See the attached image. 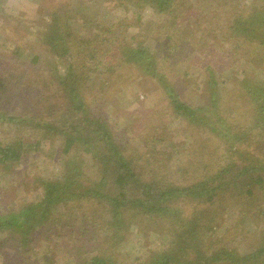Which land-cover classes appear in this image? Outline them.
<instances>
[{
	"label": "trees",
	"instance_id": "1",
	"mask_svg": "<svg viewBox=\"0 0 264 264\" xmlns=\"http://www.w3.org/2000/svg\"><path fill=\"white\" fill-rule=\"evenodd\" d=\"M45 1L50 8L37 37L48 54L62 58L65 74H35L38 55H33L23 77L0 78L7 86L3 92L11 96L38 95L32 114L20 119L7 115V124L21 122L40 130L33 142L24 137L0 141V172L14 169L33 152L48 155L45 144L58 147L52 160L60 163L61 173L27 176V189L17 201L0 189L1 264H264V224L258 220L264 217V83L246 71L241 78L229 75L234 98L226 101L217 93L215 73L223 61L232 70L241 60L264 71V0H213L219 22L206 33L203 25L213 16L201 15L203 25L197 18H184L190 1L118 0L123 11L127 5L149 6L170 20L168 43L158 39L152 47L125 41L123 32L131 25L126 17L96 32L74 33L77 22L91 26L90 17L62 12L53 0ZM172 49L205 53L198 105L180 95L181 78H168L185 75L180 72L184 53ZM175 57V70L166 71ZM145 75L164 88L170 105L166 114L182 123L178 129L161 122L138 129L115 127L107 112L116 107L109 90L117 80ZM136 116L127 114L130 122ZM182 148L188 158L176 168L175 181L170 162ZM28 189L34 190L32 197L25 193ZM228 208L249 212L255 243L233 246V238L245 232L243 223L217 231ZM132 224L138 231L148 226L166 233L170 242L127 263L118 247L131 236Z\"/></svg>",
	"mask_w": 264,
	"mask_h": 264
},
{
	"label": "rangeland",
	"instance_id": "2",
	"mask_svg": "<svg viewBox=\"0 0 264 264\" xmlns=\"http://www.w3.org/2000/svg\"><path fill=\"white\" fill-rule=\"evenodd\" d=\"M182 1L183 3L187 1L192 3L190 9H188V13L184 14V18H191L193 21L194 18H197L199 24L203 25L202 23L205 22V19L202 18L201 15L205 16L206 19L213 16V18H211V20H213L212 22H206L205 25H203L204 33H206V31L209 32L212 25L216 26L219 22V13L215 10L216 5L213 3V0H198L196 3H193L194 0ZM249 1L250 0H241L243 3H248ZM52 3L55 9H60L62 12L70 10V14H76L78 17H83L84 15L90 17L92 22L91 26H84L81 25L80 22H77L78 24L76 26L73 25L77 27V31L74 30V33L80 32L81 29L86 32H96L97 29L104 25L114 24V21L117 19L126 17L131 25L123 32L125 41L132 43L135 41H143L144 44H148L151 47L158 46L159 40L168 43V35L170 32H168L167 26H169L170 20L168 18L166 19L163 14L154 11L149 6H144L139 9L133 5H127V10L123 11L122 8L118 6V0H53ZM49 8L50 5L45 0H0V78L4 79L5 76L7 77L9 74L13 76L15 73H17L18 78L23 77L22 73L26 70V67H29L27 64L33 55H38L35 64L33 63V68L36 70L34 71L35 74L45 75L47 72L51 78H61V76L65 74L66 68L62 58L53 57L48 54L42 48L41 42L37 37L45 24L46 19H44V17ZM163 21L164 25L159 28ZM190 26L193 27L192 25ZM199 29L202 30V28ZM196 33L195 35L198 37L199 31ZM221 47L224 48L223 45ZM214 49L217 51L220 50L216 45ZM15 50L16 52L12 54ZM172 51L173 53L177 51V53H184L181 55L183 64L182 68H180V72L181 74L183 72L185 75H179V77L170 75L168 77L169 80L176 82L178 78H181L178 89L182 98L190 104H200L202 98H199V93L196 91H201V88L198 87L203 85L205 78V66L207 63L205 53L201 50H170V52ZM23 52L24 54H22ZM184 56L189 59L184 61ZM173 60H176V57L168 61L170 67L166 68V71L175 70L178 64L172 66ZM22 62L25 64L23 65ZM29 65L31 64L29 63ZM221 65V72H215L218 81L217 93L218 95H224L226 101L230 98H234V94L230 93L232 85L227 80L229 75L241 78L246 71L251 74V79H254L259 84L264 83V71L254 67L250 62L241 60L235 66H231L232 70L227 69L226 61H223ZM19 66L24 67L22 69L23 71L19 70L21 67L19 69L17 68ZM104 68V65L100 66L98 72L104 70ZM145 76L146 77L134 76L128 80L125 77L123 80H117L114 84L117 86L109 90V94H112V96H110V103H115L116 107L111 108L109 106L107 112L110 117L114 119L113 121L118 124V126L115 127L119 130H123L128 129V127H126V125H128L138 129L140 125L145 126L146 124H150L152 127L154 124L161 122L162 127H167L168 129L169 127H175L178 129L182 123L178 119L172 117L169 119L166 114V112L170 110V105L164 88L161 87L159 81L156 82L157 80L155 81L147 77V75ZM183 78L189 79L187 84H185L186 81L183 80ZM0 86V141L7 142V140L11 138L17 137L28 138L32 142L36 141L39 137V129H33L21 122L10 126L7 124V115H13L20 119L19 115L27 116L30 115V113L32 114L34 109L36 110L35 104L38 102V95H32L28 98H25L24 95L19 96L16 94L11 96L7 94V91L3 92V88L7 89L4 81H0ZM21 88H23V84ZM41 88L43 87L37 88L39 89V93L42 90ZM238 104L241 109L245 106L244 102L242 103L241 101L238 102ZM8 112H13V114ZM138 112H140L142 116H139ZM134 113H137L138 116L134 117V120L130 122L127 114ZM185 135L188 137L187 133H185ZM187 146V144H184L183 148ZM42 148L48 152V155L45 156L42 150L41 153L43 155L41 153L36 155V152H33L17 163L14 169H6L4 172H0L1 192L6 194L11 193L12 199L17 201L18 197L23 195L24 190L27 189L25 186L27 176L40 175L48 178L55 177L61 173L60 163L55 164L52 160L54 159L52 155L56 153L58 147H47L45 144H42ZM183 148L172 157L170 162V165L174 166L175 171L171 166L169 173L175 181L179 180L176 168H178L181 163L184 164L188 158V154L186 150L183 151ZM29 189L27 190L28 192L25 193H27L29 197H32L34 190L31 189L29 191ZM241 214L242 212L231 213L230 208H228L223 213V222L222 224L220 223L217 231L221 232L225 227H230V230H232L234 224L240 225V223H243L242 226L245 232H242L241 236H237L232 240L233 246L243 249L255 243L258 238L255 236L256 228L254 222L251 220L252 218L249 212L244 213V215ZM261 217L262 218L258 220L264 224V217ZM143 227L144 232L138 231L137 224H132L130 226L131 236L119 244L118 250L124 255L123 257L126 259L127 263H130L134 259H142L143 256L155 251V249L166 246L167 243L170 242L168 234L156 232L158 230L154 231V228L148 226ZM4 234L5 231H0V237Z\"/></svg>",
	"mask_w": 264,
	"mask_h": 264
}]
</instances>
